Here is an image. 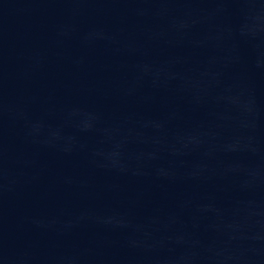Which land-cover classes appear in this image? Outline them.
Instances as JSON below:
<instances>
[{"label": "water", "instance_id": "95a60500", "mask_svg": "<svg viewBox=\"0 0 264 264\" xmlns=\"http://www.w3.org/2000/svg\"><path fill=\"white\" fill-rule=\"evenodd\" d=\"M0 264H264V0H0Z\"/></svg>", "mask_w": 264, "mask_h": 264}]
</instances>
